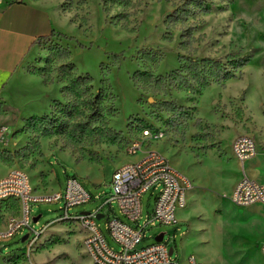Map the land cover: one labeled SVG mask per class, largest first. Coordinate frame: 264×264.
<instances>
[{"label": "rangeland", "instance_id": "1", "mask_svg": "<svg viewBox=\"0 0 264 264\" xmlns=\"http://www.w3.org/2000/svg\"><path fill=\"white\" fill-rule=\"evenodd\" d=\"M100 1H33L51 12L59 33L39 41L37 55L25 68L24 74L46 87V92L42 88L38 89L41 93L32 90L23 95H28V102L39 97L38 101L44 98L50 105L32 115L30 105L21 102L23 112H16L20 92L34 87L22 81L11 87L8 97L0 96V170L24 171L35 194L46 196L51 194L49 174L53 187L62 192L67 177H75L91 200L69 214L94 212L112 194L114 171L138 158L128 157V144L143 141L142 133L148 130L156 139L145 145L160 152L191 182L192 189L185 208L176 211L178 223L148 229L138 248L155 244V237L165 234L176 262L193 256L200 264H264L260 252L264 206L241 208L229 201L238 164L231 156L232 141L248 136L257 145L263 141L264 147V0H201L207 13L189 0H120L126 4L110 2L104 13ZM183 5L191 11L186 19L169 24L168 16ZM182 39L187 40L184 49ZM179 55L197 61L211 59L234 71V76L193 95L175 87L152 86L141 91L134 86L132 77L137 71L166 76L178 70ZM150 59L153 63L146 61ZM66 65H73L75 72L66 74ZM75 73L93 80L85 99L108 83L115 95L113 118L100 122L82 99L62 98L61 89ZM65 106L72 110V117L63 111ZM30 117L49 120L25 123ZM89 164L95 166L97 175L86 169ZM97 180L100 185L94 186ZM154 198L153 191L143 196L142 218L152 212ZM31 207L32 218L41 216L31 227L34 232L44 231L30 259L26 247L35 234L28 229L0 246L3 256L13 257L18 264H91L79 228L56 221L62 215L61 203ZM100 215V230L117 250L105 230L108 219L134 224L121 216L116 203L103 206Z\"/></svg>", "mask_w": 264, "mask_h": 264}, {"label": "built area", "instance_id": "2", "mask_svg": "<svg viewBox=\"0 0 264 264\" xmlns=\"http://www.w3.org/2000/svg\"><path fill=\"white\" fill-rule=\"evenodd\" d=\"M142 135L143 141L128 144V157L138 158L114 171L110 182L112 194L103 205L111 207L116 203L121 216L134 224L130 226L116 217L108 219L105 230L118 247L117 250L108 244L98 224L97 217L103 206L87 215L69 214L72 208L91 200V196L75 177H67L64 192H54L48 196L46 193L36 195L28 175L22 170H10L7 174L0 175V205L13 202L16 206L13 215L5 216L0 243H7L28 229L35 234V238L26 247V255L30 259L33 247L44 231L34 232L31 227L35 218L31 217V206L61 203L59 211L62 215L56 221L62 225L75 224L79 228L83 233L82 246L90 257L91 264H200L193 256L187 257L183 263L176 262L169 255L167 242L164 241L165 234L160 243L138 248L146 239L148 229L178 223L176 211L185 208L187 192L192 189L191 182L179 175L160 152L145 145L147 140L156 138L148 130L143 131ZM230 148L233 158L241 165L253 159L257 152L255 141L248 136L235 138ZM149 191L155 193L154 207L151 213L142 218V198ZM229 201L241 208L264 206V186L242 176L232 189ZM260 252L264 258V244L260 247ZM29 264L33 263L29 261Z\"/></svg>", "mask_w": 264, "mask_h": 264}, {"label": "crops", "instance_id": "3", "mask_svg": "<svg viewBox=\"0 0 264 264\" xmlns=\"http://www.w3.org/2000/svg\"><path fill=\"white\" fill-rule=\"evenodd\" d=\"M33 1L34 0H0V96L8 97L11 87L19 81L27 83V85H32V87L34 86L33 89L29 91L20 92L22 94L19 93V105L21 102L28 103L30 105V111L28 112L35 115L34 113L41 110L43 111V108L49 109L50 104L45 103L43 100L44 98L38 101L39 97L29 102L26 101L28 95L23 94H29L32 90L38 91V89L43 90L42 88H44L45 90L41 91L43 93L46 92V87L41 84L38 85L36 79L26 76L24 74L25 68L30 64L33 57L37 55L39 41L50 37L55 32L59 33V27L51 12ZM19 105L16 108V112L18 113L23 110H20L22 105H20V107ZM37 106H40L39 110ZM261 144H263V141L258 142V145L262 147L261 150H258V145L256 144L257 152L253 159L246 161L243 165L239 163L237 165L235 164V177L232 181V189L238 181L235 185L234 182L239 180L242 176L258 185L264 186V147ZM136 160L137 158L131 159L128 163H133ZM86 169H90V171L94 173V176L97 175L95 166L89 164L86 165ZM8 170L9 169H1V176L7 174ZM48 179L50 186L48 190L49 193L62 192L61 188L53 187L50 174ZM99 185L100 183L98 180L94 182V186ZM15 209L16 206L13 202L0 205V232L3 231L5 216L13 215ZM47 240L48 239L44 241ZM1 245L0 243V246ZM18 262L19 261L13 257L3 256L0 247V264H18Z\"/></svg>", "mask_w": 264, "mask_h": 264}, {"label": "trees", "instance_id": "4", "mask_svg": "<svg viewBox=\"0 0 264 264\" xmlns=\"http://www.w3.org/2000/svg\"><path fill=\"white\" fill-rule=\"evenodd\" d=\"M197 6H201L203 12H208L206 7L200 3L201 0H189ZM110 2H116L117 4H126V1H107L101 0L100 4L104 13L108 11L106 5ZM190 9L183 5L178 7L175 12L168 16L167 22L174 24L176 22H183L186 18L185 15L189 14ZM117 24V23H113ZM125 28V25H122ZM169 28V27H168ZM170 29V28H169ZM187 40L182 39L180 44L181 48H185ZM82 46L80 45V48ZM182 50V49H181ZM68 54V53H66ZM118 57V56H115ZM153 63V60H146ZM179 69L170 72L166 76H154L151 72H136L132 81L134 86L141 91L151 89L152 86L157 89H166L167 87H175L178 90L186 91L191 95L202 92L208 89L213 84L223 85L225 82L233 78L234 71H229L227 68L222 67L218 62H213L211 59H204L197 61L189 58L188 56H178ZM63 70L66 74L74 73L75 68L73 65H66ZM70 79L67 85L61 89V95L64 100L67 96L75 95L77 100L82 99L85 106H87L90 114L93 118H96L100 122H106L107 118H113L117 111L115 110V95L112 93L111 87L108 83H103L94 97L85 99V97L93 89V80L88 76H78ZM141 86V87H140ZM84 98V99H83ZM58 106H62L60 101H55ZM105 106H104V105ZM107 105V106H106ZM153 106L155 103L152 104ZM63 111L72 117V110L69 106H65ZM49 119L44 117L43 119H28L25 121L27 124L34 122H47Z\"/></svg>", "mask_w": 264, "mask_h": 264}, {"label": "water", "instance_id": "5", "mask_svg": "<svg viewBox=\"0 0 264 264\" xmlns=\"http://www.w3.org/2000/svg\"><path fill=\"white\" fill-rule=\"evenodd\" d=\"M150 102H153V100L150 99ZM87 214H88V213H82V215H87ZM40 217H41V216H37V217L33 218L32 222H33L34 224H36V223L39 221ZM97 218H98V220H99V219L103 218V215H98ZM163 236H164V234H159V235L155 238V243H160V242L162 241ZM27 238H28V235L24 236L23 239H22V242L26 241ZM172 254H173V248H170V249H169V255L172 256Z\"/></svg>", "mask_w": 264, "mask_h": 264}, {"label": "bare ground", "instance_id": "6", "mask_svg": "<svg viewBox=\"0 0 264 264\" xmlns=\"http://www.w3.org/2000/svg\"><path fill=\"white\" fill-rule=\"evenodd\" d=\"M254 92H255V90H254ZM252 97H253V95H252ZM251 98V97H250ZM251 103V102H250Z\"/></svg>", "mask_w": 264, "mask_h": 264}]
</instances>
